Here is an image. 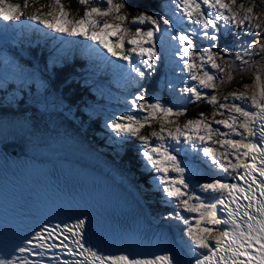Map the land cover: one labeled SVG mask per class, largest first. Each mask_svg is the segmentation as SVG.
<instances>
[{
	"label": "snow or ice",
	"instance_id": "obj_1",
	"mask_svg": "<svg viewBox=\"0 0 264 264\" xmlns=\"http://www.w3.org/2000/svg\"><path fill=\"white\" fill-rule=\"evenodd\" d=\"M77 2L83 6L79 18L65 8L64 0H49L42 6L47 12L36 9L24 17L29 0L23 5L0 0V21L35 27L38 32L47 29L45 35L91 41L90 51L122 61L116 67L125 70V79L138 87L162 62L160 49L167 37L173 60L185 74L176 90L189 103L204 102L213 109L211 119L200 112L197 118L180 123L175 118L185 116L186 107L146 98L141 88L126 101L129 110L106 124L119 143L140 141L144 166L155 173V190L176 209L167 218L187 225L191 255L181 261L170 252L152 258L107 252L85 238V216L71 225L44 224L16 247V254L0 253V264H45L43 257L52 249L73 257L54 256L58 264H264V64L254 72L251 94L245 85L243 91L218 98L216 83L218 78L220 85L230 83L237 62L239 71H244L243 65H250L252 57L264 61V40H244L249 35L264 37L254 9L237 0H170L174 18L138 11L129 20L126 0ZM225 33L234 40L221 46ZM153 125L158 129L145 135L143 130ZM182 151L201 154L216 175L194 183L187 175L192 170L179 158Z\"/></svg>",
	"mask_w": 264,
	"mask_h": 264
},
{
	"label": "trees",
	"instance_id": "obj_2",
	"mask_svg": "<svg viewBox=\"0 0 264 264\" xmlns=\"http://www.w3.org/2000/svg\"><path fill=\"white\" fill-rule=\"evenodd\" d=\"M127 1L131 9L130 12H126L127 14L146 10L150 2V0ZM241 1L237 0V3ZM66 2L80 11L81 5L77 2L73 3L74 0H66ZM233 39L234 37L231 35L226 38L222 37L219 44L221 46L231 45ZM244 40L250 41L252 39L244 36ZM243 66L245 70L237 73L230 83L219 84L218 98H222L224 93L238 87L243 82L244 76L253 70L250 65ZM70 75L69 70H60L57 73L55 71L54 75L45 77L46 86L42 88L36 90V87H30L27 92L21 88L13 98L0 95V119H21L27 127L28 136L35 141L38 148L46 152L54 150L55 142L58 139L64 141L68 146L72 144L70 143L71 138L79 140L80 143L85 144L95 153L99 162L92 159L93 164L121 179L124 178L125 174L130 175L134 185L139 184V182L143 183L146 189L144 198H150L153 201L149 208L146 207L150 216L159 222L170 224L181 246L188 250L190 241L185 235L187 225L175 219L163 217L165 215L168 217L170 212L174 214L176 209L163 199L162 193L155 190L152 177H148V169L144 166L143 157L140 155V141L130 139L124 143H119L114 135L109 133L106 123L102 119L105 116L104 113L96 110L97 112L91 114L85 109V106L92 104L91 102L94 105L97 104L95 95L89 88L78 84L76 79ZM11 85L13 82H8L7 86L11 88ZM146 93L147 97L156 96L160 93L158 84L150 85ZM186 108L188 112L181 117V122L197 118L200 112H204L209 118H212L213 109L204 102L190 103ZM157 127L158 125H153L152 128L144 129L143 133L146 135ZM19 139L23 140L22 135ZM26 152L33 153L29 149H26ZM86 160L89 161L90 159ZM101 162L104 164L102 165ZM181 214L189 217L191 215L183 212Z\"/></svg>",
	"mask_w": 264,
	"mask_h": 264
},
{
	"label": "rangeland",
	"instance_id": "obj_3",
	"mask_svg": "<svg viewBox=\"0 0 264 264\" xmlns=\"http://www.w3.org/2000/svg\"><path fill=\"white\" fill-rule=\"evenodd\" d=\"M49 0H29V7H28V13L32 15V13L36 9H41L44 12H47L49 9L46 7H42L43 5L47 4ZM10 3L12 4H20L19 1L17 0H10ZM239 3H243L245 7H252L254 9V15L259 17V22L261 24V29H264V0H242ZM238 3V4H239ZM65 8H68L65 5ZM69 11V10H68ZM70 12V11H69ZM225 37L228 36L227 33L224 34ZM223 37V36H222ZM251 37V39H257V40H264V37L257 35V36H245ZM234 40V39H233ZM205 46H207V41L204 42ZM227 59V57H226ZM55 61H51V63H54ZM221 64H223V61H220ZM262 64H264V61H259V58L254 56L252 57V62L250 64V67L253 69L250 71L247 75L244 76L243 82L231 91H227L223 95H228L231 92H236V91H243L244 86L248 85L250 86V94L251 91L254 89L251 87L254 84V72L258 69L261 68ZM241 65L239 62H237V68L232 70V76L234 77L237 73L239 74V68ZM244 67V66H243ZM31 70H23L22 74H16L14 77L16 83H22L21 79L23 82H26L25 85H30V83H34L39 87H43L44 83V78H45V73L39 70H32V73L29 74ZM185 78V74H182L179 72L178 68L169 70L167 74L164 76V78L161 79L160 85L162 87V90L167 94L168 99L166 100L165 98H160V97H152L153 99L159 98L162 102L166 104H171L177 107H186L190 103L188 102L187 97L182 96L176 89L182 86L181 81ZM171 83L174 87L172 90L168 88V84ZM217 87L219 90V78L216 81ZM2 95H9L5 90H1ZM221 95V96H223ZM133 98V97H132ZM130 98V99H132ZM148 98V97H146ZM129 99V100H130ZM107 104L110 103H99L95 109H98L97 111H104L106 112V117L103 116V121L107 124L112 118L119 116L123 114L124 112L129 110V104L125 102L121 106L119 104H114L115 106H109ZM96 106V105H94ZM85 109L89 110L87 106H85ZM94 110V109H93ZM95 112V111H94ZM138 114V113H137ZM223 117H219L216 119H222ZM177 119L180 123H183L185 121L181 122V117L175 118ZM211 119V118H209ZM155 129H158L155 128ZM111 131L110 129H108ZM27 127L25 126L24 122L17 118H6V119H0V143L3 144H8L12 142L11 144L18 145L20 146V149L22 150L23 153H29L26 152V149H29L30 151H33L31 154H37L41 157H46V158H51L54 156H62V157H68L72 158L75 160H80L86 164H92L94 166H97L92 163V159L97 160L95 153L85 144L80 143L79 140L71 138L72 144L69 146L62 140H59L55 142V147L52 152H46L45 150L38 148V145L35 143V141L28 136L27 133ZM22 135L23 140L19 139L20 135ZM32 133V132H31ZM19 139V140H15ZM16 142V143H15ZM196 154L200 156L197 157ZM195 157V159L193 158ZM179 158L192 170L191 173L187 174L192 176L193 182H205L209 177L215 176L216 174L211 170L212 166L208 163L205 162V158L195 152V151H182L179 153ZM86 159H90L87 161ZM99 162V161H98ZM103 165L104 162H101ZM98 167V166H97ZM102 170V169H101ZM105 171V170H103ZM106 173L110 174L108 171H105ZM118 175H120L118 172H116ZM155 173L153 171H150V176H154ZM149 176V173H148ZM116 177V176H115ZM120 181L125 182L127 181L126 179H121ZM162 196V195H161ZM164 199V198H163ZM165 200V199H164ZM152 201H149L151 203ZM153 204V203H152ZM165 219H168L167 216H163ZM218 234V233H217ZM188 253H190L188 251Z\"/></svg>",
	"mask_w": 264,
	"mask_h": 264
},
{
	"label": "bare ground",
	"instance_id": "obj_4",
	"mask_svg": "<svg viewBox=\"0 0 264 264\" xmlns=\"http://www.w3.org/2000/svg\"><path fill=\"white\" fill-rule=\"evenodd\" d=\"M16 143V142H15ZM17 147H16V150H18V151H20L21 149H20V146H19V144L18 145H16ZM15 148V147H14ZM15 150V151H16ZM22 151V150H21ZM14 153V152H13ZM23 153V152H22ZM15 154H18V153H16L15 152ZM25 154H27V155H29V156H31V157H37L38 155H34V154H31V153H25ZM39 157H41V156H39ZM43 158H46V157H43ZM49 159V158H48ZM169 228L172 230V232L174 233V235H173V233H172V235H173V238H174V240H175V242L176 243H178L179 244V242L177 241V235H176V233L173 231V229H172V227L171 226H169ZM180 245V244H179ZM181 246V245H180ZM183 249H184V247L183 246H181Z\"/></svg>",
	"mask_w": 264,
	"mask_h": 264
},
{
	"label": "water",
	"instance_id": "obj_5",
	"mask_svg": "<svg viewBox=\"0 0 264 264\" xmlns=\"http://www.w3.org/2000/svg\"><path fill=\"white\" fill-rule=\"evenodd\" d=\"M4 147L5 148H7V149H9L10 151H12V152H16V153H21L22 151L20 150V151H18V150H16V148H14V147H12V146H10V145H4ZM16 150V151H15Z\"/></svg>",
	"mask_w": 264,
	"mask_h": 264
}]
</instances>
